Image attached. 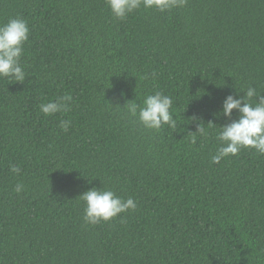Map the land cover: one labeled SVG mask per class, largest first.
Returning a JSON list of instances; mask_svg holds the SVG:
<instances>
[{
    "label": "trees",
    "instance_id": "1",
    "mask_svg": "<svg viewBox=\"0 0 264 264\" xmlns=\"http://www.w3.org/2000/svg\"><path fill=\"white\" fill-rule=\"evenodd\" d=\"M12 18L30 34L24 82L0 77V264H264V154L211 160L225 97L264 95V0L141 5L123 20L106 0H0V24ZM156 91L175 129L123 108ZM64 95L67 112L40 111ZM93 186L136 209L86 223Z\"/></svg>",
    "mask_w": 264,
    "mask_h": 264
},
{
    "label": "clouds",
    "instance_id": "2",
    "mask_svg": "<svg viewBox=\"0 0 264 264\" xmlns=\"http://www.w3.org/2000/svg\"><path fill=\"white\" fill-rule=\"evenodd\" d=\"M187 0H106L113 16L118 19H125L127 15L141 5L145 8H156L164 12L175 7L183 6ZM30 28L26 20L12 18L7 23L0 24V77H8L15 82H24L26 73L21 65V58L24 55V44L29 39ZM257 87L248 86L243 90L244 95L234 96L229 94L225 97L220 113L230 120L229 123L220 125L216 133V140L219 147L212 156V163L218 164L221 159L229 155H237L242 148H253L258 153L264 154V95ZM70 95L57 97L55 100L39 105L40 111L45 116H51L69 110ZM139 104L135 100H127L123 108L127 109L130 117L136 118L145 129L160 130L162 126L170 128L177 127L173 112L170 111L173 99L161 91L146 95ZM233 110H236L238 118L232 119ZM192 119H197L193 117ZM211 122V121H209ZM71 120H62L60 127L68 131L71 127ZM203 122L197 125L196 131L201 137H206L208 132ZM211 125H215L211 122ZM197 136H191V142L196 143ZM10 172L20 174L21 168L18 165H10ZM24 185L17 183L14 191L20 193ZM84 201L83 219L88 224H98L101 221L107 222L129 210L137 207L133 198L124 199L117 196L110 188L91 187L80 196Z\"/></svg>",
    "mask_w": 264,
    "mask_h": 264
}]
</instances>
